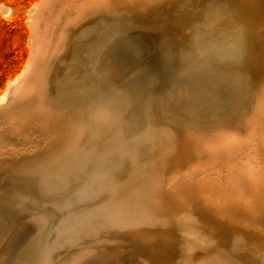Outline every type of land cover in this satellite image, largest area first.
I'll return each instance as SVG.
<instances>
[{
    "label": "rangeland",
    "instance_id": "obj_1",
    "mask_svg": "<svg viewBox=\"0 0 264 264\" xmlns=\"http://www.w3.org/2000/svg\"><path fill=\"white\" fill-rule=\"evenodd\" d=\"M36 1L0 0V94L28 65ZM238 1L243 0L105 5L102 11L125 16L134 30L161 29L141 35L149 41L145 47L133 45L138 59L151 53L153 37L160 51H153L157 59L146 68L134 62L121 73L107 64L102 72L109 83L97 90L92 69H74L66 54L73 51L70 42L90 27L85 18L54 33L58 36L49 45L38 41L39 56L55 52L47 70L40 68L46 70L47 100L33 106L41 112L42 106L54 105L47 126L43 130L23 121L24 129L13 132L12 116L19 110L0 122V200L5 193L24 215L35 213L36 230L29 239L33 250L9 264H264V223H257L264 217L252 212L258 204L225 202L218 189L214 193L222 205H207L202 180L215 177L187 168L192 157H203L204 149L196 145L204 140L190 136L186 126L218 134L213 127L237 125L252 103L253 86L264 77V14L249 23ZM48 13L39 22L50 18ZM37 27L39 37L40 23ZM185 54L193 60L183 59ZM157 78L161 87L152 89L147 82ZM151 96L160 103L158 119L150 116ZM64 173L70 175L65 186L59 178ZM20 177L30 183L22 184V194L15 185L4 192ZM16 219L0 201V244L7 236L3 224Z\"/></svg>",
    "mask_w": 264,
    "mask_h": 264
},
{
    "label": "bare ground",
    "instance_id": "obj_2",
    "mask_svg": "<svg viewBox=\"0 0 264 264\" xmlns=\"http://www.w3.org/2000/svg\"><path fill=\"white\" fill-rule=\"evenodd\" d=\"M40 1L41 0L36 1L32 6V9H31L32 12L31 13H32L33 21H32L31 27H30L31 28V35H32V37L33 36L35 37V42H36V45L38 47V58H37L38 63L30 71L28 79L26 81H23L19 85V87L12 88V90L9 91L11 87H13L14 85H16L18 83V81L22 77L24 71L28 68V65H26L23 68V70L21 71V73L17 74L14 79L7 82L6 88L0 94V105L1 104L4 105L3 110L0 112V122H3V120L6 116H8V115L12 116V115H14L13 113L18 112L17 110H19V112L16 113V115L12 116L14 118L13 119L14 123L12 124L11 128H12V131L15 133L21 132L24 129L23 124H22L23 121H26L28 123H37L38 126L41 129L43 128V130H44L47 126V121H46V120H48L47 116L50 115V113L52 114V112L54 110V108H53L54 105H49L48 106L49 109L47 108V106H42L43 109L41 112L35 110L34 109L35 107L33 108V106H37V105L41 106V105L45 104V102L47 100L46 89H47L48 85L46 82V77H47L46 70H47V67L50 65V64H48L49 61H51V59H53L55 56L54 50H52V53H53L52 56H50V54L46 55V57L39 56V54H40V52H39L40 44L39 43L40 42L41 43L47 42V44H48L50 42L51 37L52 38L55 37L54 35H56V34H54V33L59 34V33L65 32L66 26L69 23L70 24L76 23V22L83 20L84 18H85L86 24L88 26L93 27L94 25L92 23L94 22V20H103L105 18V15H108V16L113 15L112 12H109V11L104 12L101 10V9L107 8L106 6L110 5V7L111 6L113 7L114 5H118V4L122 3V5H124L125 7H130L131 5H133L134 2H136V6L140 5V6H146L147 7V6H150L152 4L155 5L156 1L159 2V0H59L61 3L60 4L61 8H59L55 11L54 9H51V5L48 6L47 7L48 12H49L48 15L50 18H48V19L45 18L46 20L44 18H42L44 20L43 21L41 20L39 22L40 17L43 16V13L39 12V15L35 16V12L38 9V5H39ZM238 2H239L238 4L243 7L244 13L245 12L248 13V14H246V16H247V22H249V23L253 22V20H259L261 15L264 14V0H243V1H238ZM204 3H206V2H204ZM159 4H161V3H159ZM46 6H47V3L44 4V7H46ZM130 8H132V7H130ZM244 13H243V15H244ZM231 14L233 15V13H231ZM214 17L216 18V16H214ZM241 19H242V17H241ZM262 20H264V18ZM233 21H234V19H233ZM38 23H40V25H41V31H40L41 33L39 34V37H38V30L39 29L37 27ZM258 23H260V22L257 21V24ZM261 24H262V22H261ZM213 28H215V26H213ZM135 30L140 35H142V34H147V33L152 34L153 32H158L161 29L160 28L155 29V28L149 27V28H141V29H135ZM142 31L143 32L145 31L146 33L145 32L142 33ZM32 32H33V34H32ZM84 32H85V30L83 31V33ZM200 34H201V32H200ZM192 35H193V33H192ZM56 36H58V35H56ZM69 38L72 39L71 35L68 36V39ZM202 38H203V35H202ZM38 41H40V42H38ZM145 41H147V43L149 42L147 39ZM152 41L153 42H152V47H151V53L146 54L141 59H138L139 57H137V53L134 51L133 45L134 46L140 45L142 47H145V46H143L144 44H142L140 41L139 42H129L128 39H126V38L123 39V45L132 54V56H131L132 58L127 59V58H125V55L123 52L118 51L115 53V51H114V53H113L114 55L112 56L111 61L107 60L106 63L104 62L105 66L107 64L113 65L121 73H124L128 64H134V62H138L137 64L139 66H142L145 68L148 67L151 62H153L157 59V56H153V51H156V52L160 51V48L158 46H155L156 45L155 42L157 41V38L153 37ZM212 41H211V43H212ZM206 43H207V41H206ZM193 44H194V42H193ZM196 45H198V44L196 43ZM203 45H202V47H204ZM206 45H208V44H206ZM69 46H70L69 49L70 48L73 49V45H69ZM258 46H259V44H258ZM48 47H49V49H51L50 48L51 46H48ZM82 48H83L82 50L84 52L88 51L86 49V47L84 48L82 46ZM192 48H194V47H192ZM208 48H209V46L206 47V50ZM72 49H70V50H72ZM105 49L107 51H112L113 47L109 46L108 48H105ZM201 49L199 50V48H198L197 50H199V52H201ZM195 50L196 49H194L193 51L195 52ZM207 51H205V52H207ZM197 52L198 51H196V53ZM66 54H71V52L68 51ZM66 54L64 53L63 55H66ZM262 56H263V54H262ZM182 57H183V59H185L187 61L193 60L187 54H185V57L184 56H182ZM179 58H181V56ZM248 61H251V60H248ZM105 66H104V69H105ZM40 68H46V70L41 71ZM133 68H136V67L134 66ZM104 69L101 68V71H103ZM263 69H264V67H263ZM263 72H264V70H263ZM261 74L264 75V73H261ZM105 77H106V75H105ZM113 79L114 78H112V80ZM258 80H259V78L257 79V83L255 84V86H253L254 90L252 89L253 90V97L251 99L252 103L250 106L248 105L249 106L248 108L243 109L244 112H242V114H240L241 115L240 116L241 122L238 123L237 125L235 124V126L234 125L232 126L230 123L229 125L227 124V126L221 127L219 125L220 126L219 127L217 125V126L213 127V131H216L218 134H210L208 132L207 133L206 132L205 133L204 132H198L195 130V128H191V127L186 126L190 136L196 137V138H202L204 140L203 142H201L200 146L196 145L197 149L200 147H201V149H204V154L201 153V154H203L202 158L200 156L192 157L190 159V163L188 162L189 166H187L185 163L184 164L187 166V168H190V170L192 169L196 173H204L206 175L210 174V176L215 177V180L210 179L209 176H208V178H204L202 180L203 183L205 184V188H203V189L205 190L206 195H204L205 194L204 193L203 195H201V197L203 200H205L207 205H209V206L214 205V207L215 206L218 207L219 205H222L221 204L222 202H220L218 194H215L214 192L218 191V189H223L222 195H223V198H226L225 202L234 204L235 201H237V202H242V203L247 204L250 201H255L258 204V206L252 212L258 211L259 217L261 215H262V217H264V214L260 212V211H264V77L261 78L259 81ZM105 81H107V78L105 79ZM113 81L115 82V80H113ZM147 83L149 84V86L152 89H155V88L158 89L159 87H161V83L158 80V78L156 80H150V81L148 80ZM10 92H11V94H10ZM150 95H152V94H150ZM8 96H10L9 99H8ZM155 97L151 96V99L149 100L150 101L149 102L150 103V105H149L150 116L156 117L158 119V116L161 115V110H160V103H159L157 97L156 98ZM48 104H49V101H48ZM145 104H147V103H145ZM78 114H79V112H78ZM118 114H119V112H118ZM12 117H11V119H12ZM56 118L57 117L55 115V118H53V120H52L53 126H55V127H57L59 125L58 119H56ZM225 122H228V121H225ZM213 131H211V132L214 133ZM0 140L2 141V138ZM226 145H229V146L226 148ZM2 148L3 147H1V149ZM33 148L35 149V146ZM5 150L8 151L9 149L6 148ZM191 156H193V154ZM22 158L25 161H27V159H29L28 156H27V159L25 157H22ZM186 160H188V159H186ZM74 163H76V162H74ZM63 166H64V164H63ZM58 167H60V166H58ZM60 169H61V167H60ZM50 171L51 170H49V172ZM62 171H60V172L62 173ZM188 172H190V171H188ZM15 174H13V175H15ZM42 175H44V174H42ZM16 176H17V174H16ZM69 176L70 175L68 173H64L63 176H59V178L62 180V181L61 180L60 181L63 183V186L66 185L65 178L67 177L69 179ZM184 177H186V180H187V178H188V180L191 179L190 174L189 173L187 174L186 172L184 173ZM59 178H57V179H59ZM4 182H6V181H4ZM15 183H18V181H16ZM5 186H8V185H5ZM20 186H21V184L19 185V187ZM199 188H200V186H199ZM21 189H22V191H20V194H22V192L25 191L24 190L25 187L21 186ZM253 193L256 195L255 197L251 196ZM18 194H19V192H18ZM221 197L222 196H220V198ZM236 209H232V210L229 209L228 212L234 213ZM225 211L227 212V210H225ZM218 212H220V211H218ZM223 212H220L221 215ZM247 213H249V212H247ZM225 214L227 215V213H225ZM33 216H35V213H32L31 216H29L25 219L28 223L31 224L30 225L31 227L29 230H27L28 233H27L26 238H25V240L22 244V247L20 249L21 253H23L27 250H30V251L33 250V245L31 246L29 244L31 232L36 230V229H34L35 223L33 221ZM257 223L262 225L264 223V220L263 219L257 220ZM21 228L23 229V226H21ZM15 229H16V226H15L14 230ZM44 242H45V240L43 241V243ZM43 243H41V244H43ZM245 249H246V247H245Z\"/></svg>",
    "mask_w": 264,
    "mask_h": 264
},
{
    "label": "water",
    "instance_id": "obj_3",
    "mask_svg": "<svg viewBox=\"0 0 264 264\" xmlns=\"http://www.w3.org/2000/svg\"><path fill=\"white\" fill-rule=\"evenodd\" d=\"M45 3H47L46 7H44ZM60 4L61 3L59 0H41L38 5V9L35 12V16H38L39 12H42L43 14L46 13L48 9L47 7L50 5L51 9H54L56 11L57 9L61 8ZM107 16L103 20H94V22L92 23L94 25L93 27L90 26V28H88V30H85L83 34L77 35L76 39L72 40L73 51L69 56L70 60H72V67L77 70H84V72L89 70V68L92 69L93 90H97V87L101 89V84H103V82H108L105 81L106 77L105 74L101 71V68L104 69L107 60L111 61V58L114 55V51L115 53L118 51L123 52L125 58L127 59L132 58V54L123 45V39L126 38L129 40V42L140 41L144 45L147 44V41L142 39V36L136 30L133 29V24L131 20L125 18V16H122L120 14H114L108 17ZM75 40L82 41V43L87 42V44H89V47L87 49L88 51L84 52L82 50V45L74 44ZM72 42H70V45L72 44ZM30 46L31 49L28 57V68L24 71L18 83L11 87L9 91H11L12 88L19 87V85L23 81H26L29 77L30 71L38 63V47L36 45L34 36L32 37V39H30ZM109 46L113 47L112 51H107L105 49ZM65 82V84H69L67 83V81ZM122 85L124 86V83H122ZM108 88L111 90L113 89L111 87V84ZM9 97L10 96H8V99ZM3 107L4 105L1 104L0 112L3 110ZM17 180L18 183H15ZM10 183L11 184H9L7 187H4V192L9 191V189L13 188L14 185L19 186L21 184L22 186V184H24V186L28 187L27 184H30L25 182V180L22 178L12 180V182ZM4 194L5 193H3V196H1L4 200L0 201L5 202V210L7 212L14 213L17 216V219L14 223L9 222L10 224H3V227L7 230V236L5 240L0 244L2 250L0 264H4L5 262V264H9L11 260L15 258V256L20 257L22 255L20 249L28 233L27 230L30 229L31 224L25 220L27 216L24 215L23 212H20V208L13 205L9 200H6L8 198ZM1 226L2 225H0V227ZM15 226L16 229L14 230ZM21 226H23V229L21 228ZM88 264H91V262Z\"/></svg>",
    "mask_w": 264,
    "mask_h": 264
}]
</instances>
